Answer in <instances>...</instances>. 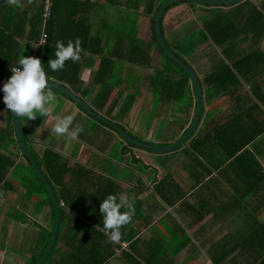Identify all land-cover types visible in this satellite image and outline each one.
Returning <instances> with one entry per match:
<instances>
[{"label": "crops", "instance_id": "crops-1", "mask_svg": "<svg viewBox=\"0 0 264 264\" xmlns=\"http://www.w3.org/2000/svg\"><path fill=\"white\" fill-rule=\"evenodd\" d=\"M163 1L60 0L53 16L54 20L49 23V29L53 31L52 36L54 35L55 38L66 43L69 40L79 39L81 46L80 59L75 62L70 59L65 61L64 67L59 70L58 75L64 79L50 76L51 79L62 83L70 91L82 97L94 110L106 117L114 118L128 132L137 134L144 141L152 139L154 129V125L151 123L153 117L147 123L145 114L142 115V112L145 111L144 104L152 103L149 78L156 70L163 72L165 65V61H162V54L153 40V35H155L154 15ZM251 2L260 8L262 0H251ZM41 3L42 0H0V70L4 63L16 64L20 56H26L32 52L30 37L34 33V25L38 24ZM235 9L234 3L225 5L193 3L189 0L176 1L164 9L160 19V29L168 45L176 49L177 47L187 49L191 43L189 41L198 40L199 34L203 30L206 32L203 27L214 15L230 13L233 16ZM261 13L264 18V12L261 11ZM259 20L257 19L258 22ZM255 21L256 19L251 21L254 24L251 26L242 25L249 32L245 37L247 39L253 37L257 50L264 51V34L256 39V34L253 33L256 30L254 28ZM44 22L42 20L43 25ZM43 25L42 27H44ZM231 38V32L226 31L223 34L224 44L230 43ZM244 40H240V45L247 47L248 43H245ZM24 45L26 50L23 48ZM223 57L220 47L208 35L192 52L185 56V60L194 69L199 79L203 80ZM261 67L264 66L261 65ZM165 74L169 73L163 72L162 76L165 77ZM253 79L258 84L256 86H258L259 92L264 93V69L253 76ZM242 83L244 85L242 92L244 90L249 92V83L247 84L245 81ZM47 87L55 97L48 112L46 114L37 113V117L31 120L19 117L21 130L28 136L25 140L28 141L32 150L41 154L45 148H50L60 153L70 168H74L76 163H79L83 165L82 171L92 169L94 174L105 175H110L113 169H100V164H97L100 157L96 161L94 152L100 153L103 157H110V151L114 146H117L118 158L111 156V162L124 166L132 159L128 152L125 154L121 152L125 140L119 136L115 129L102 123L88 112L87 114L84 107L62 90L52 86ZM192 94L193 90L190 85L182 98L165 102L166 107L164 103L161 105L162 108H157L161 111L165 108L167 112L173 109L177 111L176 113H167L169 114L167 120L172 119L177 124V130L173 131V135L168 141L177 139L189 126L195 105L192 104L188 107L187 101L189 97L193 96ZM127 95H133L132 104L130 109L118 118L117 112L127 99ZM224 97L232 100L231 97L222 95V98ZM253 102L255 106L257 103L259 104L258 110H253V116L255 114L259 121L264 122V102L262 103L256 97L250 104ZM205 104V112L200 118L198 127L204 125L205 114L208 109L214 106L215 102H212L210 106H207V102ZM229 107L226 102L223 103L222 108H228L226 115H230ZM153 110L156 111L155 108ZM225 114L221 122L226 120ZM67 115L73 117L69 132L77 127L80 129L77 136L71 137L67 133L60 135L52 133L51 128L57 118ZM156 116L158 120L164 119V115L159 111ZM208 120H213V117ZM150 124L153 125V128L150 127L148 130L147 127ZM8 125L7 108L3 103L0 108V130L6 129ZM15 136L11 135V138L17 139ZM146 136L149 137L146 138ZM2 143L3 140L0 138L1 153L6 155L9 154L8 151L17 153L15 161H24L19 145L10 143L6 148ZM247 148V151H238L239 156L234 160H232L233 158H220L212 150L206 152L207 161H221L218 169H227L224 177H221L222 183L224 181L223 192L218 193L220 189L209 185L210 177L216 175L215 170L212 171V176H206L207 186L204 190L200 188L199 183H194L191 174L183 171L180 179L173 178L181 193L178 194L175 203L170 206L157 194L154 196L153 192L154 183L163 175L165 176L166 171L156 163L149 151L132 147L131 153L148 165L142 170H134L135 174L142 178L145 187L143 189L139 186L138 197L144 196L150 202H157L151 226L140 225L139 236L146 238L151 235L153 230H156L165 238L166 244L177 247L178 244H175L174 241H180L177 238L179 231L174 232L176 236L174 241L170 236L166 237V234L169 228L178 230L182 225L191 238V243L180 249L175 255L174 259L178 264H234L235 261L245 264L246 258L251 256H253L255 264H264V227H260L259 224L264 222V132L247 144ZM174 152L177 153L180 150ZM179 157L181 158V155ZM159 170H163L164 174H159ZM8 177L11 181V188H0V199L7 200V206L0 208V222L9 224V230L5 232L3 238H0V264H23L34 251L31 242L32 235L37 234L39 227L41 230L47 227L49 209L44 206L43 211L37 214L33 208V197L31 201L24 199L25 187L18 179L11 178L10 175ZM124 177L119 178L122 186L131 185L132 182L123 180ZM219 178L217 177L216 181ZM67 179L68 177L65 178V180ZM15 190H17L15 196L16 199L18 198L17 200L6 196L10 191L14 192ZM213 190L219 198L211 203L210 210L204 213L205 215L200 220L197 219L199 211L204 210L200 204L205 203L206 200L211 201ZM123 194H126L128 201L132 198L126 192ZM8 206L9 209L15 211L21 208L23 213L19 214L23 216L5 219L4 215L8 213ZM39 217L44 218V223L39 222ZM252 232H257L255 239L247 241ZM44 239L45 235L43 234L38 242L35 241L36 245L41 246ZM126 245L127 243L122 244L123 247ZM32 248L33 250H31ZM227 248L231 251L225 260L219 263L212 260H218L219 258H216L219 256L218 254L223 256L229 252V250H225ZM259 252L260 254H258ZM212 255L213 258H211ZM120 259V255H118L109 264H122ZM159 264L164 263L160 260Z\"/></svg>", "mask_w": 264, "mask_h": 264}, {"label": "trees", "instance_id": "trees-1", "mask_svg": "<svg viewBox=\"0 0 264 264\" xmlns=\"http://www.w3.org/2000/svg\"><path fill=\"white\" fill-rule=\"evenodd\" d=\"M58 1L60 0H52L49 13L44 17V0H42L37 21L38 24L34 25L35 29L30 37V41L32 45L35 44L41 39L43 34L45 35L46 41L43 45L38 44L37 47H32V52H29L26 56L39 57L47 76L64 79V77L58 75L61 69L53 71L47 64L49 59L55 58L56 41L59 40L55 38L54 35L52 36L53 31L49 29V23L54 20L53 16L56 13ZM234 6H236V9L234 13L232 12L233 16L230 13H218L214 15L208 24H205L203 27L206 32H203V30L202 33L199 34L198 40L189 41L191 43L187 49L182 47L181 49L179 47L176 49L166 43L170 50L183 61L187 62L185 56L192 52L209 35L220 47L221 53L224 56L223 59L213 66L211 73L203 80H200L203 92L201 117L205 112V103L215 95L229 96L235 100V104L229 107L230 115L225 114L226 120L221 123L216 122L214 119L208 120L210 117L204 118V125L198 127V123L185 144L168 150L172 152L181 150L182 153L185 154L184 157H181L183 160L180 168H183L189 175L191 174L194 183H199L200 188H203V190L207 186V181H205L206 176H212V171L215 170L216 175H213L212 178L210 177L209 185L210 187L220 189L218 193L223 192L222 187L224 186V181L222 183L221 177H224L227 169H218L221 165V161H207L206 152L212 150L220 158H233L232 160H234L239 156V154H237L238 151H247V144L264 132V122L259 121L255 114L253 116V110H258L259 104L257 103V106H255L254 102V106L250 104L254 101V97L259 99L262 103L264 102V93L259 92V88L256 86L258 84L253 81V76L264 69V67H261V65L264 66V51L257 50L253 37H250V39L245 37L249 32L242 26L254 25L251 21L256 19V24L254 26L256 30L253 32L256 34V39L264 34V18L261 13V11L264 12V0H262L260 8L256 7L251 0H241L234 3ZM257 19H260L259 22ZM42 20L45 21L44 25L42 24ZM42 25L44 27H42ZM226 31L231 32L232 38L230 43L224 44L223 34L226 33ZM242 39H245V43H248L246 45L247 47H242L240 45V40ZM153 40L156 42L162 56L165 58V65L162 71L169 74H165L166 76L164 77L162 76L163 72L156 70L155 73L150 76L149 89L151 90V99L156 98L162 100V102L180 99L185 95L191 85L193 96L188 98L187 103L188 107L192 104L195 105V86L189 74L164 53L157 43L155 35H153ZM61 41L67 44L63 40ZM23 48L26 50L25 45ZM251 48L254 49L252 50ZM14 65L15 64L10 62L4 63V66L2 65L3 67H1L2 69L0 70V86L7 80L11 74L10 68ZM242 81H245L247 84L249 83V92L248 90L242 92L244 89ZM238 90H240V92H237ZM2 96L3 92L0 91V108L4 103L2 101ZM126 98L127 99L122 103L117 112L118 118L122 117L123 114L130 109L134 97L133 95H127ZM81 109L84 110L82 107ZM85 112L87 113V111ZM7 117L9 125L6 129L0 130V138L3 140L2 144H4V147H8L10 143L19 145L18 139L11 138V135L15 136L16 133L11 111L8 109ZM111 119L116 121L112 117ZM207 122L209 123L207 124ZM22 133L26 139L28 136L25 132ZM132 135L137 139H142L137 134L133 133ZM146 142L154 145V143L150 141ZM170 142L171 141H166L161 145H166ZM133 146L134 145L130 142L125 141L121 148L123 154L128 152L132 156V159L124 165L126 168H128L129 165L132 166L130 168L131 174L125 176L123 179L132 182L131 185H126V187L122 186L121 181H119L121 176L116 173L117 170L112 171L110 175L100 173L94 174L92 169L82 171L83 165L79 163H76L74 168L68 167L64 160L65 158L62 157L60 153L50 148H45L41 154L30 149L42 174L51 183L54 192L58 199L63 202L64 206L61 208V222L55 244L43 264H109L110 261L118 255H120L122 264H159L160 260H162L164 264H178L174 259L175 255L180 249L191 243V238L187 234L184 226L180 225L178 230L169 228L166 234V237L170 236L172 241H174V237H176L174 232L179 231V236L177 238L180 241H174L175 244H178L177 247H172L168 243L166 244L165 238L156 230H153L151 235L146 238L139 236L140 225L151 226L157 202H150L148 198L144 196L138 197V192H140L138 190L139 186L143 187V189L145 187L142 178L137 176L134 170H136L135 167L138 168V170H142L143 167H148V165L131 153V148ZM8 153L9 154L6 155L0 152V188H11V181L8 177L10 175L11 178L18 179L23 187H25L24 199H29L31 201L34 193L39 195L40 198L37 202L38 207H35L33 204L37 214L40 213L41 208L44 206H47L49 209L47 227L43 228L45 233L44 242L41 246H38L37 250L31 253L30 258L23 263L37 264L49 245L52 237L51 232L55 227L56 208L54 199L26 155L22 152L24 161L17 162L15 161L17 153L11 151H8ZM66 177H68L67 180H65ZM217 177L220 178L216 181ZM123 192H126L128 196H132L129 202L134 211L129 223L121 227L120 240L113 242L109 238L110 234L103 230V219L99 211V205L101 200L108 194H115L119 199V196L123 194ZM153 192L154 196L157 194L170 206L175 203L179 196L178 194L181 193L178 184L169 174V171H166V175H163L154 183ZM212 192L210 197L211 201L208 202V200H206L205 203L200 204L201 208L204 210L199 211L200 213L197 219L200 220L205 215L204 213L210 210L211 203L219 198L217 197V193L214 194V190ZM184 200L183 204L185 202ZM216 204L218 205V202H216ZM19 210L21 209L19 208ZM126 210L127 206L121 208L122 212ZM21 212L22 211H19L20 214H22ZM20 214L17 218H21ZM259 224L260 227H264V222ZM255 235H257V232H252L247 241L255 239ZM123 243H127L126 247L122 246ZM225 250H229V252L225 253L223 256L218 254L219 256L216 258L219 259L212 260L216 263L225 260L231 251L228 248ZM258 254H260V252ZM211 258H213V255ZM234 264L240 263L235 261ZM245 264H255L253 256L246 258Z\"/></svg>", "mask_w": 264, "mask_h": 264}, {"label": "clouds", "instance_id": "clouds-1", "mask_svg": "<svg viewBox=\"0 0 264 264\" xmlns=\"http://www.w3.org/2000/svg\"><path fill=\"white\" fill-rule=\"evenodd\" d=\"M45 41L46 39L42 38L33 44L32 47L35 48L38 44L43 45ZM80 53L81 46L79 39L75 41L69 40L67 44L57 40L54 54L55 58L49 59L47 64L51 70L56 71L62 69L65 65V61L69 59L74 62L78 61L80 59ZM10 71V77L0 86V91L3 92L2 101L6 108L10 110L14 116L25 117L28 120L35 119L37 113L46 114L50 105L54 102L55 97L53 92L47 87L51 77L46 75L41 59L39 57L22 55L17 59L16 64L10 68ZM107 118L111 119L110 117ZM72 120L73 117L71 115L58 117L51 128V132L57 135L67 133L71 137L77 136L80 131L78 127L69 132ZM111 120L114 121L113 119ZM29 149L31 148L29 147ZM20 151L22 155V148ZM125 206H127V210L122 212L121 208ZM99 211L102 214L103 230L110 234V240L113 242L119 241L121 237V227L129 223L134 211L126 194H121L119 199L115 194H108L101 200Z\"/></svg>", "mask_w": 264, "mask_h": 264}, {"label": "water", "instance_id": "water-1", "mask_svg": "<svg viewBox=\"0 0 264 264\" xmlns=\"http://www.w3.org/2000/svg\"><path fill=\"white\" fill-rule=\"evenodd\" d=\"M176 1H180V0H164L160 6L158 7L155 15H154V33L156 36V39L160 45V47L162 48V50L164 51V53L166 55H168L170 58H172L176 63H178L190 76V79L192 80L194 86H195V108L193 111V115H192V119L191 122L189 124V126L186 128V130L184 131V133L177 139L171 141L170 143L166 144V145H153V144H149L146 141L143 140H139L137 138H135L133 135H131L130 132H128L125 128L121 127L118 123H116L115 121H112L111 119L107 118L106 116H104L103 114H101L100 112H98L97 110H94L82 97L78 96L77 94L73 93L72 91H70L65 85H63L62 83L56 81V80H49V83L47 86H52L55 87L57 89L62 90L67 96H69L71 99L75 100L76 103H78L79 105H81L82 107H84V109L93 117H95L96 119H98L99 121L105 123L106 125L112 127L113 129H115L120 136L125 139L126 141L130 142L131 144H133L135 147L147 150V151H153V152H163V151H168L171 149L176 148L177 146L181 145V144H185V142L187 141V139L189 138V136L191 135V133L195 130V128L197 127V124L199 123V120L201 118V111L203 108V92H202V86L200 83V79L198 77V75L196 74V72L194 71V69L189 65V63L183 61L180 57H178L172 50H170L165 42V39L162 35L161 29H160V19H161V15L164 11V9L172 4L173 2ZM192 1L193 3H210V4H225V5H229L232 3H236L239 2L241 0H189ZM12 118H13V124H14V129H15V133L17 136V139L19 141V144L23 150V152L25 153V155L27 156V158L30 160V162L32 163V165L34 166V168L36 169L38 175L40 176L41 180L45 183L48 191L50 192L51 196L54 199V203H55V208H56V219H55V227L52 230L51 234L52 237L50 239L49 245L47 247V249L45 250L44 255L42 256V258L39 260V262L37 264H43V262L47 259V257L49 256V254L51 253V250L55 244L57 235H58V231H59V227H60V222H61V208L63 207V204L60 202V200L58 199L56 193L54 192V189L51 185V183L44 177V175L42 174L41 170L39 169L36 160L34 159L29 147H28V142L25 140L20 124H19V118L14 116L12 114Z\"/></svg>", "mask_w": 264, "mask_h": 264}, {"label": "rangeland", "instance_id": "rangeland-1", "mask_svg": "<svg viewBox=\"0 0 264 264\" xmlns=\"http://www.w3.org/2000/svg\"><path fill=\"white\" fill-rule=\"evenodd\" d=\"M162 61H165V58L163 56H162ZM151 102L152 103L149 105L144 104L145 111L142 112V115L145 114L144 117H145V120L147 123L153 117V120H151L152 121L151 123L154 125V129H153L152 139L150 140V142L154 143V145L158 144L159 146H161V144L165 143L166 141H168L172 137L173 131L177 130L176 122L172 119L167 120V116H169V114H167V113H176L177 111H175L173 109L172 111L167 112V110L165 111V108L162 111L157 110V108H162L161 105H163L165 102H162V100H158V99H152ZM212 102H215V104H214V106L212 105L213 107H211V109H208L205 118L206 117H213V119L219 123H221V121L224 117V114L226 112H228L227 111L228 108H224V109L222 108L223 103L226 102V104H228V106H232L233 104H235L234 99L229 100L228 97L222 98V96H216V95L207 101V104H208L207 106H210V104ZM165 105H167V104H164V106ZM154 108L156 109V111L153 110ZM158 111H159V113H162L164 115V119H159V120L157 119L156 115H157ZM152 124L148 125V127H147L148 130L150 129V127L153 128ZM143 136H145V135H143ZM147 137H149V136H146V138ZM149 153H151L150 155H152V157L155 159L156 163L158 165L162 166L161 168H163L165 171H167V169L170 167L168 171H169V174L174 179H180V176L182 175L184 170H183V168H180L183 158H180L179 155H181V157L185 156V154L182 153L181 150H180V152H177V153L172 152V151H166V152H153V151L150 152L149 151ZM93 155L94 156L96 155L95 156L96 161L100 157V159L97 161L98 163L96 162L98 165L100 164L99 165L100 169H102V170H104V169L112 170L113 169V171L117 170L116 173L118 175H120L121 177L128 176L131 174V170H130V168L132 167L131 165H129L128 168H126L124 166L116 165L114 162L110 161L111 156L118 158L119 151L117 149V146H114L113 149L110 151V155H109L110 157H103V156H101L100 153H95V152ZM105 155H106V153H105ZM147 155H149V154H147ZM144 157L146 158L145 155H144ZM161 168H159V169H161ZM135 169L138 170V168H136V167H135ZM159 174L163 175L164 171L159 170ZM16 194H17V190H15L14 192L10 191L6 196L16 199L15 198ZM42 196H43V194H42ZM39 198L40 197L37 193L33 194L32 203L35 205V207L36 206L38 207L37 202L39 201ZM6 201H5V199L4 200L0 199V208L2 206H7ZM19 201H20V199H19ZM12 205H14V204H12ZM35 207L33 206L34 210H35ZM8 209H9V206H8ZM19 211H22V209L15 211V210L10 208L8 210V213H6L4 215L5 219L9 220L12 217L19 216ZM41 211H43V208H41ZM21 213H23V211ZM21 216H23V215H21ZM38 219H39V222L44 223L43 217L42 218L39 217ZM8 230H9V224L7 222H0V238H3L5 235V232ZM43 234L45 235L44 231L41 230V228L39 227L37 229V234L32 235L33 237H32L31 242L33 243L32 247L34 248V251L37 250V248H38V245H36L35 241L38 242L41 239V236ZM33 248L31 250H33Z\"/></svg>", "mask_w": 264, "mask_h": 264}, {"label": "built area", "instance_id": "built-area-1", "mask_svg": "<svg viewBox=\"0 0 264 264\" xmlns=\"http://www.w3.org/2000/svg\"><path fill=\"white\" fill-rule=\"evenodd\" d=\"M51 6H52V0H44V2H43V16L44 17H46L48 15ZM42 38H45V35L44 34L41 37V39ZM2 85H3V83L1 84V86Z\"/></svg>", "mask_w": 264, "mask_h": 264}, {"label": "flooded vegetation", "instance_id": "flooded-vegetation-1", "mask_svg": "<svg viewBox=\"0 0 264 264\" xmlns=\"http://www.w3.org/2000/svg\"><path fill=\"white\" fill-rule=\"evenodd\" d=\"M139 140H143V139H139ZM144 141V140H143Z\"/></svg>", "mask_w": 264, "mask_h": 264}]
</instances>
